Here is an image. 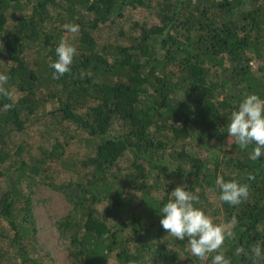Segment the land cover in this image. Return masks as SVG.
<instances>
[{"label": "trees", "instance_id": "16d2710c", "mask_svg": "<svg viewBox=\"0 0 264 264\" xmlns=\"http://www.w3.org/2000/svg\"><path fill=\"white\" fill-rule=\"evenodd\" d=\"M137 6L159 22L118 25ZM62 39L77 55L71 72L53 79ZM0 73L15 93L10 109L0 96V264H41L23 188L39 181L72 205L58 227L71 234L77 264H201L187 238L160 224L182 185L214 223L236 216L223 249L232 264H253L237 248L264 249V155L221 145L246 96L264 99V0H0ZM39 123L47 142L37 152L12 140ZM76 140L88 148L83 156L68 154ZM53 163L75 177L56 179ZM218 177L247 184L248 199L222 202Z\"/></svg>", "mask_w": 264, "mask_h": 264}, {"label": "clouds", "instance_id": "9594fccd", "mask_svg": "<svg viewBox=\"0 0 264 264\" xmlns=\"http://www.w3.org/2000/svg\"><path fill=\"white\" fill-rule=\"evenodd\" d=\"M63 28L73 35L80 30L77 24L66 23ZM56 55L58 59L50 67L55 70L53 79H60L71 72L77 49L67 39H62L56 48ZM87 75L92 74L89 72ZM9 79L8 75L0 73V96L12 101L4 105L5 109L12 108L15 103L14 91L6 88ZM227 133V148L230 149L233 144L240 149L254 146L250 153L251 159H258L264 155V99L256 94L246 96L239 104L238 110L231 113ZM249 178L254 179V176L250 175ZM215 184L221 190L219 199L222 202L236 206L249 197L247 184L241 185L235 180L226 182L223 177H218ZM186 189L187 185H182L171 192V199L160 210L163 214L160 220L162 228L168 235L178 240L183 241L187 238V250L201 262L211 258V264H232L231 259L226 258L223 249L226 241L235 238L233 229L237 224L236 216L234 215L226 224L214 223L210 215L194 206L199 203L200 197ZM242 253L248 255L253 264L264 261V249L259 242L250 246L247 253L243 248H237L235 251L236 256Z\"/></svg>", "mask_w": 264, "mask_h": 264}, {"label": "rangeland", "instance_id": "374dc122", "mask_svg": "<svg viewBox=\"0 0 264 264\" xmlns=\"http://www.w3.org/2000/svg\"><path fill=\"white\" fill-rule=\"evenodd\" d=\"M134 21L154 25L159 22L154 14V10L148 6H137L135 8L126 7L125 16L118 22L125 28ZM117 31L114 27L109 29V35L112 36ZM74 36V35H73ZM74 37L72 38V40ZM70 41V40H69ZM28 55H35L29 53ZM257 65L254 64V68ZM49 108V107H48ZM45 124L39 123L33 125L23 132L12 134L11 138L15 143H24L26 146L32 144L33 151H38V145L47 142L45 137ZM73 130H71V133ZM62 136H64L62 134ZM49 139V138H48ZM227 140L221 145L226 149ZM68 154L80 157L88 150L81 141H73L68 147ZM10 163V162H9ZM6 164V163H5ZM53 174L58 180H68L75 175L70 169H65L59 164L53 163ZM7 166V164H6ZM23 188L29 193L33 203V212L36 220L37 244L42 248L41 264H77V260L71 246V234L63 232L58 227V221L67 216L72 205L64 192L54 188L45 182L23 183ZM214 195V191H211ZM228 223L222 215L221 224ZM202 262L201 264H204Z\"/></svg>", "mask_w": 264, "mask_h": 264}]
</instances>
